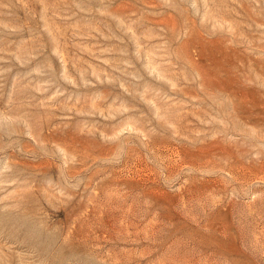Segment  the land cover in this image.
<instances>
[{
	"label": "rangeland",
	"instance_id": "obj_1",
	"mask_svg": "<svg viewBox=\"0 0 264 264\" xmlns=\"http://www.w3.org/2000/svg\"><path fill=\"white\" fill-rule=\"evenodd\" d=\"M0 264H264V0H0Z\"/></svg>",
	"mask_w": 264,
	"mask_h": 264
}]
</instances>
